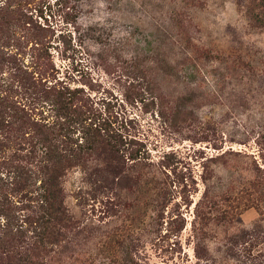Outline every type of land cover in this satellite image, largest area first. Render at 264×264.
Returning a JSON list of instances; mask_svg holds the SVG:
<instances>
[{
    "label": "rangeland",
    "instance_id": "1",
    "mask_svg": "<svg viewBox=\"0 0 264 264\" xmlns=\"http://www.w3.org/2000/svg\"><path fill=\"white\" fill-rule=\"evenodd\" d=\"M44 1L53 74L111 123L65 179L80 242L139 264H264V28L247 0Z\"/></svg>",
    "mask_w": 264,
    "mask_h": 264
},
{
    "label": "trees",
    "instance_id": "2",
    "mask_svg": "<svg viewBox=\"0 0 264 264\" xmlns=\"http://www.w3.org/2000/svg\"><path fill=\"white\" fill-rule=\"evenodd\" d=\"M200 1L181 0L187 7ZM50 5L0 0V264H139L130 254L117 261L112 241L98 253L84 246L86 231L66 205V177L78 168L87 172L110 145L103 131L111 123L83 109L84 90L53 74L51 28L38 19ZM245 7L251 25L264 28V0H247ZM107 171L118 180L125 175L112 165ZM257 183L264 194V179ZM263 231L257 222L253 233Z\"/></svg>",
    "mask_w": 264,
    "mask_h": 264
}]
</instances>
